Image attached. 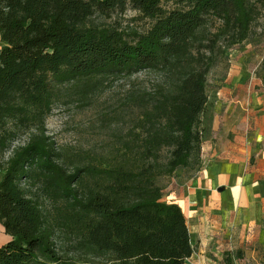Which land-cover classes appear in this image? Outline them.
<instances>
[{
    "label": "trees",
    "instance_id": "obj_1",
    "mask_svg": "<svg viewBox=\"0 0 264 264\" xmlns=\"http://www.w3.org/2000/svg\"><path fill=\"white\" fill-rule=\"evenodd\" d=\"M254 1L0 0V223L11 238L0 264L192 257L185 216L162 202L161 182L199 168L207 80L251 37ZM128 10L150 29L108 24ZM142 73L152 88L133 93V131L119 148L68 154L49 136L58 103ZM68 240L74 256L64 252Z\"/></svg>",
    "mask_w": 264,
    "mask_h": 264
},
{
    "label": "rangeland",
    "instance_id": "obj_2",
    "mask_svg": "<svg viewBox=\"0 0 264 264\" xmlns=\"http://www.w3.org/2000/svg\"><path fill=\"white\" fill-rule=\"evenodd\" d=\"M254 3L258 15L251 37L229 50L208 77V106L200 127L203 143L211 137L215 124L219 123L220 130H224L223 118L231 115V105L239 97L237 86L251 85L252 91L264 90V2L255 0ZM110 23L118 25L126 34L144 33L151 27L150 21L132 10L115 15ZM153 80L143 73L110 78L87 100L67 97L55 106L47 121L49 136L68 154L87 152L107 156L133 131V93L152 88ZM48 208L52 210V205ZM248 210L247 207L235 210L230 220L220 222L218 227L225 234H219V239L215 236L213 241H220L222 246L209 254L197 252V264H203V259L208 258L209 264H264V204L258 220L249 218ZM227 212L230 216L231 212ZM64 252L74 256L70 240L64 243Z\"/></svg>",
    "mask_w": 264,
    "mask_h": 264
},
{
    "label": "crops",
    "instance_id": "obj_3",
    "mask_svg": "<svg viewBox=\"0 0 264 264\" xmlns=\"http://www.w3.org/2000/svg\"><path fill=\"white\" fill-rule=\"evenodd\" d=\"M3 44L0 39V52ZM232 113L223 118L224 130L214 125L202 145L201 164L194 171L178 170L164 178L162 202L178 205L186 219L194 253L185 264H197V252L222 246L213 241L225 234L218 225L235 210L247 207L258 220L264 204V90L236 87ZM247 94V95H246ZM2 174H0V182ZM230 211V216H227ZM214 226V227H212ZM247 229V228H246ZM232 234V232H231ZM0 223V247L10 241ZM209 258L203 264H209Z\"/></svg>",
    "mask_w": 264,
    "mask_h": 264
}]
</instances>
